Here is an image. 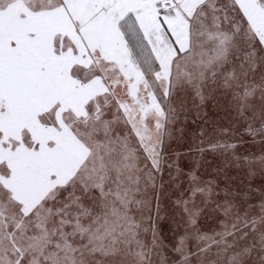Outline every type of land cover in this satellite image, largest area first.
<instances>
[{
  "label": "snow or ice",
  "instance_id": "snow-or-ice-1",
  "mask_svg": "<svg viewBox=\"0 0 264 264\" xmlns=\"http://www.w3.org/2000/svg\"><path fill=\"white\" fill-rule=\"evenodd\" d=\"M0 264H264V0H0Z\"/></svg>",
  "mask_w": 264,
  "mask_h": 264
}]
</instances>
